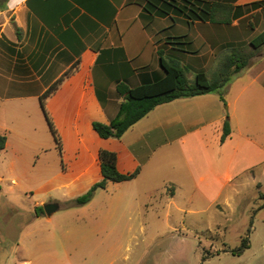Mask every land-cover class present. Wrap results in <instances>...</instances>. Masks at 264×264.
<instances>
[{
    "label": "crops",
    "instance_id": "obj_1",
    "mask_svg": "<svg viewBox=\"0 0 264 264\" xmlns=\"http://www.w3.org/2000/svg\"><path fill=\"white\" fill-rule=\"evenodd\" d=\"M255 1L259 0H203L210 9L207 15L222 22L187 23L179 15L174 21L152 16L133 0H0V130L6 131L25 103L40 98L71 70L49 104L63 127H73L83 139L78 129L82 112L104 113L109 122L117 115L123 99L118 83L137 86L147 77L164 76L158 50H165L161 46L167 39L163 56H182L172 37L179 36L184 25L193 34L192 49L205 51L196 57L207 56L200 70L210 66L220 50L217 46L248 44L264 30L262 8L247 6ZM212 4L222 7L211 8ZM253 49L257 54L249 64L251 80L231 99L225 102L211 92L163 103L121 138H107L120 171L140 168L136 178L124 182H160L170 188L172 201L179 192H189L190 199L210 206L224 191H239L241 178L254 173L255 167L263 166L264 171V135L251 126L264 128V115L251 120L246 107L251 86L264 98V45ZM229 107L234 109L231 117ZM226 120L231 134L222 142Z\"/></svg>",
    "mask_w": 264,
    "mask_h": 264
},
{
    "label": "rangeland",
    "instance_id": "obj_2",
    "mask_svg": "<svg viewBox=\"0 0 264 264\" xmlns=\"http://www.w3.org/2000/svg\"><path fill=\"white\" fill-rule=\"evenodd\" d=\"M179 36L176 46L182 56L170 60L193 80L205 68L207 56L196 57L205 51L189 47L193 34L188 25ZM231 45L217 46L220 50L205 69L211 79L234 52ZM241 51L257 54L248 44ZM250 68L233 75L223 88L226 99L251 80ZM148 78L140 82L155 77ZM253 89L246 93L251 120L264 115V98ZM52 95L45 105L62 150L39 97L17 111L6 131L0 130L8 140L0 150V264H264L263 166L241 178L244 185L239 191H224L210 206L190 199L189 192H179L172 201L170 188L160 182L145 185L142 178L109 181L89 202L79 205L76 198L102 179L100 150H112L111 140L100 137L91 120L109 121L104 113L82 112L78 129L83 139H79L73 127H63L58 111L51 112ZM226 110L231 117L233 107ZM251 126L264 135L260 124ZM45 204L58 209L48 215ZM244 237L249 238V248L234 253Z\"/></svg>",
    "mask_w": 264,
    "mask_h": 264
},
{
    "label": "trees",
    "instance_id": "obj_3",
    "mask_svg": "<svg viewBox=\"0 0 264 264\" xmlns=\"http://www.w3.org/2000/svg\"><path fill=\"white\" fill-rule=\"evenodd\" d=\"M133 2L142 5L144 10L149 12L152 16H170L173 21L177 20L176 16L179 15L182 16L187 23H192L197 20L203 22L208 20L212 22H222L214 16L207 15V13L210 12V9L206 7L203 0H133ZM247 6L252 8L261 7L262 12H264V0L255 1ZM216 7H222V5H211V8ZM172 38L174 39L172 44H177L181 41L178 39L182 38V36ZM167 43L161 46V48H165V50H158L161 67L165 72L164 76L159 77L156 75L153 80L143 81L141 84L134 87H131L124 82L117 84L118 94L123 98L117 115L109 123L93 121L92 124L93 129L100 137L119 139L129 128L144 118L158 105L179 98L217 92L220 98L226 102L223 88L231 81L233 75L239 73L252 62L251 59L254 56L253 53L247 55H243L241 53V49H244L247 44L245 41H241V43L239 42L234 46L230 44L234 47V52L226 58L218 76L211 79L204 70H198L195 78L192 80L186 75V72L182 67L163 56L164 51H166ZM249 44L255 49L263 46L264 30L256 34L250 42H248V45ZM189 47H193V44H190ZM239 55H242V59L241 57L239 58ZM70 72L71 70L67 71L59 80L50 85L40 96V102L44 114L61 150L62 146L60 136L46 109L45 103L47 97L52 95L59 88L64 78L68 76ZM230 134L231 126L229 121L226 120L221 137L222 142H224ZM6 140L7 137L0 134V149L5 148ZM117 159L118 156L115 151L107 149L100 150L99 162L102 179L96 182L88 192L77 197V204L83 205L89 202L92 199L94 192L98 188H106L109 181L124 182L132 180L138 176L140 168L131 172H122L117 167ZM249 246V238L244 237L240 246L232 251L236 254H241L249 248Z\"/></svg>",
    "mask_w": 264,
    "mask_h": 264
},
{
    "label": "water",
    "instance_id": "obj_4",
    "mask_svg": "<svg viewBox=\"0 0 264 264\" xmlns=\"http://www.w3.org/2000/svg\"><path fill=\"white\" fill-rule=\"evenodd\" d=\"M45 212L48 215H51L54 211L58 209V206L55 204H45Z\"/></svg>",
    "mask_w": 264,
    "mask_h": 264
}]
</instances>
